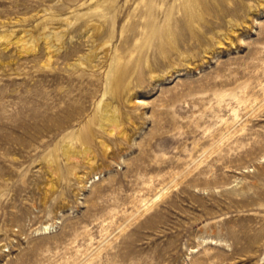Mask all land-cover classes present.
Listing matches in <instances>:
<instances>
[{
	"label": "rangeland",
	"instance_id": "obj_1",
	"mask_svg": "<svg viewBox=\"0 0 264 264\" xmlns=\"http://www.w3.org/2000/svg\"><path fill=\"white\" fill-rule=\"evenodd\" d=\"M0 264H264V0H0Z\"/></svg>",
	"mask_w": 264,
	"mask_h": 264
},
{
	"label": "bare ground",
	"instance_id": "obj_2",
	"mask_svg": "<svg viewBox=\"0 0 264 264\" xmlns=\"http://www.w3.org/2000/svg\"><path fill=\"white\" fill-rule=\"evenodd\" d=\"M76 64H79V65H81L82 63L80 62V61H78V62H76ZM110 116L108 115V113H102V115H101V119H102V122H105V121H108V123H117V118L115 117V115H112V118H110ZM102 124V123H101ZM159 196V195H158ZM157 196V197H158ZM156 197V198H157ZM145 200H147V199H145ZM148 201V200H147ZM147 201H143L144 203H146ZM143 203V205H146V204H144ZM48 226L49 225H44V227H43V230L46 232V229H48Z\"/></svg>",
	"mask_w": 264,
	"mask_h": 264
}]
</instances>
